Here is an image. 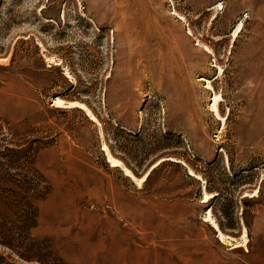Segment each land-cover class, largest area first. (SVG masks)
<instances>
[{
  "label": "rangeland",
  "instance_id": "374dc122",
  "mask_svg": "<svg viewBox=\"0 0 264 264\" xmlns=\"http://www.w3.org/2000/svg\"><path fill=\"white\" fill-rule=\"evenodd\" d=\"M223 263L264 264V0H0V264Z\"/></svg>",
  "mask_w": 264,
  "mask_h": 264
},
{
  "label": "bare ground",
  "instance_id": "6f19581e",
  "mask_svg": "<svg viewBox=\"0 0 264 264\" xmlns=\"http://www.w3.org/2000/svg\"><path fill=\"white\" fill-rule=\"evenodd\" d=\"M217 101H218V99H217V97H215V98L213 99V103H212V105H211V110H212V111H216V110H217V108H216ZM77 102H78V101H77ZM77 102H71V101H69L67 104L70 103L71 105H74V106L76 105V106H78L79 108L85 110V112H86V114L89 116V118L94 120V119H95V116L90 112V109H88V107H86L84 104H82V103H77ZM102 150H103V152L105 153V155L107 156L108 161L111 163L112 166H120L121 168H123L125 174H127L128 176L134 178L133 175L128 171V169L125 168V167L122 165V163H121L118 159L113 158V157L109 154L108 147H107V145H106L105 143H102ZM155 165H156V164H155ZM190 173H192V172L190 171ZM146 175H147V173H146L142 178H140V179H136L137 182L140 183V182L144 181ZM206 197H207V198H206L205 200H207L210 196L207 195ZM209 220H210V219H209ZM212 224L214 225L215 228H218L216 222L212 221ZM219 235H220V238H221L222 240H225V239H226V238L223 236V234H221L220 232H219ZM122 250H123V249H122ZM119 252H120V251H119ZM136 253H137V252H136ZM117 254H119V253H117ZM123 254H124V252H123ZM120 255H121V252H120V254H119L118 256H120ZM123 256H124V255H123ZM128 256H129V255H128ZM126 257H127V255H126ZM120 258H121V257H120ZM123 258H124V257H123ZM121 259H122V258H121Z\"/></svg>",
  "mask_w": 264,
  "mask_h": 264
},
{
  "label": "water",
  "instance_id": "95a60500",
  "mask_svg": "<svg viewBox=\"0 0 264 264\" xmlns=\"http://www.w3.org/2000/svg\"><path fill=\"white\" fill-rule=\"evenodd\" d=\"M188 174L191 175V176H193V177H195L194 174H192V173H189V172H188ZM195 178H196V177H195ZM198 179H199V178H198Z\"/></svg>",
  "mask_w": 264,
  "mask_h": 264
},
{
  "label": "crops",
  "instance_id": "0c3cea01",
  "mask_svg": "<svg viewBox=\"0 0 264 264\" xmlns=\"http://www.w3.org/2000/svg\"><path fill=\"white\" fill-rule=\"evenodd\" d=\"M217 233V232H216ZM218 237V236H217ZM223 264H226V263H223Z\"/></svg>",
  "mask_w": 264,
  "mask_h": 264
},
{
  "label": "trees",
  "instance_id": "16d2710c",
  "mask_svg": "<svg viewBox=\"0 0 264 264\" xmlns=\"http://www.w3.org/2000/svg\"><path fill=\"white\" fill-rule=\"evenodd\" d=\"M148 176V175H147Z\"/></svg>",
  "mask_w": 264,
  "mask_h": 264
}]
</instances>
